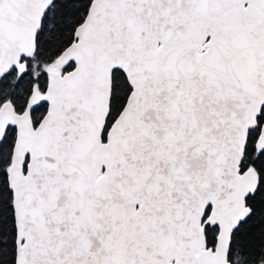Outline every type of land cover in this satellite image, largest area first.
Returning <instances> with one entry per match:
<instances>
[{"label":"snow or ice","instance_id":"1","mask_svg":"<svg viewBox=\"0 0 264 264\" xmlns=\"http://www.w3.org/2000/svg\"><path fill=\"white\" fill-rule=\"evenodd\" d=\"M0 264H264V0H0Z\"/></svg>","mask_w":264,"mask_h":264}]
</instances>
